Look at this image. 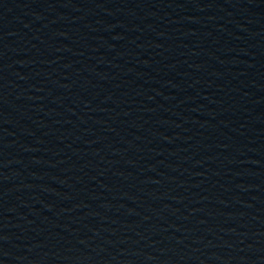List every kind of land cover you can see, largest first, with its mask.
Listing matches in <instances>:
<instances>
[{
    "label": "water",
    "instance_id": "95a60500",
    "mask_svg": "<svg viewBox=\"0 0 264 264\" xmlns=\"http://www.w3.org/2000/svg\"><path fill=\"white\" fill-rule=\"evenodd\" d=\"M0 264H264V0H0Z\"/></svg>",
    "mask_w": 264,
    "mask_h": 264
}]
</instances>
